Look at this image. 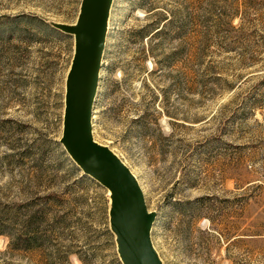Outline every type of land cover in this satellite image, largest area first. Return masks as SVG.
<instances>
[{"label": "rangeland", "instance_id": "obj_1", "mask_svg": "<svg viewBox=\"0 0 264 264\" xmlns=\"http://www.w3.org/2000/svg\"><path fill=\"white\" fill-rule=\"evenodd\" d=\"M81 0H0V264H123L65 149ZM94 136L137 175L164 264H264V0H113Z\"/></svg>", "mask_w": 264, "mask_h": 264}, {"label": "water", "instance_id": "obj_2", "mask_svg": "<svg viewBox=\"0 0 264 264\" xmlns=\"http://www.w3.org/2000/svg\"><path fill=\"white\" fill-rule=\"evenodd\" d=\"M112 2L81 0L75 20H51L74 37L59 139L78 165L108 188L109 222L123 264H164L151 235L156 210L148 206L129 164L93 132V108Z\"/></svg>", "mask_w": 264, "mask_h": 264}]
</instances>
